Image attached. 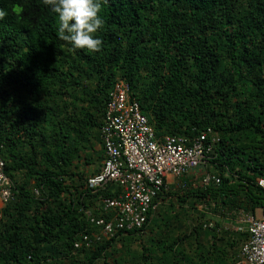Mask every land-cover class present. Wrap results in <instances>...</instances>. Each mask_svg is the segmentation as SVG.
Masks as SVG:
<instances>
[{
  "label": "trees",
  "instance_id": "trees-1",
  "mask_svg": "<svg viewBox=\"0 0 264 264\" xmlns=\"http://www.w3.org/2000/svg\"><path fill=\"white\" fill-rule=\"evenodd\" d=\"M100 3L103 25L95 36L102 46L90 52L59 39L57 14L42 0H0L6 12L0 19V157L12 181V199L1 209L0 264H51L46 245L67 258L79 254L69 264H80L82 255L84 264H94L117 237L144 231L160 199L212 203L222 216L244 219L264 209L257 183L264 178V0ZM116 80L128 84L158 135L191 138L211 128L217 141L208 164L184 175V185L157 194L141 228L75 248L82 232L95 229L85 210L98 202L91 213L103 216L100 198L114 195L108 186L90 189L86 178L104 159L100 126ZM238 84L252 88L245 92ZM68 98L79 104L70 108ZM94 129L101 162L85 173L75 161ZM83 157L92 164L91 155ZM204 172L219 184H198ZM72 187H79L75 201ZM66 193L67 204L60 200ZM232 233L231 248L248 236L247 230Z\"/></svg>",
  "mask_w": 264,
  "mask_h": 264
},
{
  "label": "built area",
  "instance_id": "built-area-1",
  "mask_svg": "<svg viewBox=\"0 0 264 264\" xmlns=\"http://www.w3.org/2000/svg\"><path fill=\"white\" fill-rule=\"evenodd\" d=\"M100 130L103 134L104 159L98 172L86 178L90 189L108 186L113 196L100 198L103 216L85 210L93 231L81 233L75 248L87 249L117 231L141 228L153 199L169 186L184 185L181 178L199 165L208 164L217 141L211 128L189 138L177 134H157L130 95L128 84L116 80L110 89ZM0 157V220L2 207L12 199V181L4 172ZM219 184L215 174L204 172L198 184ZM257 183L264 188V178ZM35 196L39 191L34 190ZM100 212V213H101ZM247 238L239 245V260L233 264H264V209L246 216ZM238 258V257H237Z\"/></svg>",
  "mask_w": 264,
  "mask_h": 264
},
{
  "label": "rangeland",
  "instance_id": "rangeland-1",
  "mask_svg": "<svg viewBox=\"0 0 264 264\" xmlns=\"http://www.w3.org/2000/svg\"><path fill=\"white\" fill-rule=\"evenodd\" d=\"M225 72H228L227 69ZM85 85L92 89L94 83L86 81ZM238 85V89L243 88L245 92H249L252 88L250 85ZM68 101L70 108L79 104L78 100L71 98H68ZM92 134L86 143L87 148L81 151L80 161H75V164L85 173L96 170L101 162L99 156L101 144L97 129H94ZM19 149L20 152L24 151ZM84 154L92 156V164H85V158H82ZM24 178L25 176L20 172L18 179ZM70 190L74 194V201L77 200L79 187L76 189L72 187ZM68 197L66 193L60 197V200L67 204ZM165 199L159 200V209L157 208L159 212L156 211L157 215H153L154 218L149 221L144 231L117 237L105 250L101 256L102 259L95 261L94 264H233L240 259L238 256L240 244L237 243L231 248L226 243L230 241L233 231L246 230L247 223L244 218L233 217L230 214L222 216L218 211L212 210L214 207L212 203L190 199L186 203L179 204L169 199L165 201ZM97 206L98 202H94L88 206L87 210H95ZM259 213L260 208L255 211L256 215ZM213 242L214 245H212ZM44 250L47 261L51 264H69L71 259L75 260L74 262L79 261L75 258L79 254L72 253V257L67 258L58 251V246L46 245ZM82 256L84 259L79 262L80 264L85 262L86 256ZM231 259L234 261L229 262L228 260Z\"/></svg>",
  "mask_w": 264,
  "mask_h": 264
},
{
  "label": "clouds",
  "instance_id": "clouds-1",
  "mask_svg": "<svg viewBox=\"0 0 264 264\" xmlns=\"http://www.w3.org/2000/svg\"><path fill=\"white\" fill-rule=\"evenodd\" d=\"M58 17V37L71 45L72 50L87 49L99 52L102 40L95 34L103 25L98 13L100 0H42ZM6 12L0 10V19Z\"/></svg>",
  "mask_w": 264,
  "mask_h": 264
},
{
  "label": "water",
  "instance_id": "water-1",
  "mask_svg": "<svg viewBox=\"0 0 264 264\" xmlns=\"http://www.w3.org/2000/svg\"><path fill=\"white\" fill-rule=\"evenodd\" d=\"M263 200V199H262Z\"/></svg>",
  "mask_w": 264,
  "mask_h": 264
}]
</instances>
